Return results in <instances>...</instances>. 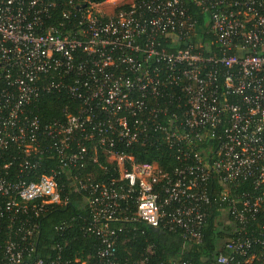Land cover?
I'll return each mask as SVG.
<instances>
[{"label": "built area", "instance_id": "built-area-1", "mask_svg": "<svg viewBox=\"0 0 264 264\" xmlns=\"http://www.w3.org/2000/svg\"><path fill=\"white\" fill-rule=\"evenodd\" d=\"M53 95L60 116L44 119ZM157 145L170 172L130 151ZM245 180L264 182V0H0V264H127L129 222L200 243L211 200L238 233L215 263L264 264V228L241 234L261 197L230 191ZM67 191L84 196L94 261L59 243L36 256L38 218Z\"/></svg>", "mask_w": 264, "mask_h": 264}, {"label": "trees", "instance_id": "trees-1", "mask_svg": "<svg viewBox=\"0 0 264 264\" xmlns=\"http://www.w3.org/2000/svg\"><path fill=\"white\" fill-rule=\"evenodd\" d=\"M64 97L47 96L39 104L37 113L44 119H54L60 116L59 103ZM65 100V99H64ZM217 148L216 143H206L201 148ZM136 160L141 162H153L165 171L170 172L179 162L175 158V151L165 145L157 146H135L130 149ZM106 164V163H105ZM108 167L109 165L106 164ZM97 180L103 179L98 176ZM251 180H245L236 188H231L233 194H248L260 196V209L254 220H249L241 232L242 236L254 235L262 239L264 228V182L256 187ZM209 193L213 198L219 185L216 181L209 184ZM68 189V188H67ZM68 202L72 207L65 204L52 206L39 218L40 233L37 243L36 256L43 259H51L56 255L54 245L59 243L64 247L63 258L74 262L80 258L81 261H94L95 251L99 245L98 240L92 235L84 234L78 226L86 224L89 220V212L83 194L67 191ZM227 202L211 200L209 204L210 213L206 218L203 228V236L200 243L184 242L182 238L172 232L160 228H151L140 222H129L124 224V231L117 242L116 256L121 262L127 264H140L145 261L148 264H160L169 260L185 261L189 264H216L215 260L221 253L224 241L232 236L238 235L232 216L229 222L223 224L218 215L222 208H226ZM65 225L63 231H57L56 227ZM254 251L259 259H264V246L256 244ZM254 260L253 264H256ZM78 264V263H72Z\"/></svg>", "mask_w": 264, "mask_h": 264}, {"label": "rangeland", "instance_id": "rangeland-1", "mask_svg": "<svg viewBox=\"0 0 264 264\" xmlns=\"http://www.w3.org/2000/svg\"><path fill=\"white\" fill-rule=\"evenodd\" d=\"M218 219L223 223V224H227L229 222V218L225 215H221L220 217H218Z\"/></svg>", "mask_w": 264, "mask_h": 264}, {"label": "water", "instance_id": "water-1", "mask_svg": "<svg viewBox=\"0 0 264 264\" xmlns=\"http://www.w3.org/2000/svg\"><path fill=\"white\" fill-rule=\"evenodd\" d=\"M72 207L73 206V204L71 203V202H69L67 205H66V207Z\"/></svg>", "mask_w": 264, "mask_h": 264}]
</instances>
